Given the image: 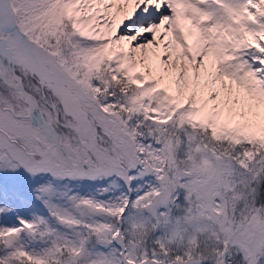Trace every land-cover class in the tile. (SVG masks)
Instances as JSON below:
<instances>
[{"label": "snow or ice", "instance_id": "1", "mask_svg": "<svg viewBox=\"0 0 264 264\" xmlns=\"http://www.w3.org/2000/svg\"><path fill=\"white\" fill-rule=\"evenodd\" d=\"M0 264H264V0H0Z\"/></svg>", "mask_w": 264, "mask_h": 264}]
</instances>
